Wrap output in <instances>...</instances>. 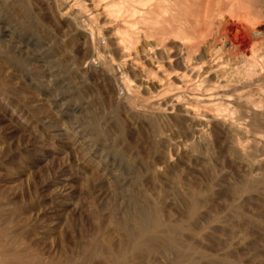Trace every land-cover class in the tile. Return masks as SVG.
Listing matches in <instances>:
<instances>
[{
	"label": "rangeland",
	"instance_id": "obj_1",
	"mask_svg": "<svg viewBox=\"0 0 264 264\" xmlns=\"http://www.w3.org/2000/svg\"><path fill=\"white\" fill-rule=\"evenodd\" d=\"M22 1L25 13L18 0H0V228L6 229V241L17 242L27 258L52 254L55 259L80 255L97 236L113 234L117 242L121 237L112 218L131 207L122 179L140 177L134 190L165 198L163 213L188 229L181 234L186 241L218 255L224 264H264V184L251 186L248 194L253 199L248 204L233 205L235 192L230 188L239 183L242 169L226 148L213 107L226 89L215 91L200 82L203 75L211 78L218 70L199 63L217 24L216 12L206 9L208 0L188 9L191 27L182 31L176 27L175 12L172 20L155 9L163 18L151 14L157 23L153 16H147L152 21L139 19L130 6L114 12L112 5L122 0ZM256 26L264 32L263 22ZM128 38L132 42L127 43ZM188 53L191 60H183ZM105 59H110V70H103ZM202 69L208 72L202 75ZM123 71L133 80L129 90ZM127 99H135L134 107ZM79 107L84 108L81 113ZM79 120L85 122L87 136L100 137L84 157L74 135ZM207 130L214 140L212 148L207 151L200 143L191 151L192 135L195 140ZM88 144L85 148L92 149ZM117 164L123 165L116 168ZM206 179L217 183L212 192ZM194 188L210 190L211 200V209L198 210L197 240L186 224L189 210L184 206L191 194L187 192ZM104 216L112 218L103 220ZM129 249L120 252L131 257ZM153 257L163 261L159 253ZM98 260L102 257L93 261ZM133 260L137 261L129 264Z\"/></svg>",
	"mask_w": 264,
	"mask_h": 264
},
{
	"label": "bare ground",
	"instance_id": "obj_2",
	"mask_svg": "<svg viewBox=\"0 0 264 264\" xmlns=\"http://www.w3.org/2000/svg\"><path fill=\"white\" fill-rule=\"evenodd\" d=\"M74 1H76V0H74ZM126 1L129 2V5H126L127 4ZM199 1L200 0H122L120 3H115L112 6L114 8L113 11L119 12V13L122 10L123 6H125L126 8H128L130 6L129 9H130V11L133 10V11H131V12H133V15L138 14L139 19H142L143 21H145V20L146 21H152L151 20L152 18L150 20H148L147 16L151 17L155 13H156L155 16L158 15L157 12L154 11L155 9H162L163 14L165 13L164 15H166V16L168 14V16L173 18L172 20L175 19V14L173 13V12H175L179 16V18H181V19H179L178 16H176L178 19H176V22H175L177 24V22L179 21L178 22L179 25H177L176 27L181 30L182 27H187V28L191 27V25H190L191 22L189 21L190 20L189 16H192V15H189V14H191L192 12L189 14H188V12L190 10H192L191 6L194 7V6L198 5ZM18 3L22 6L23 12L25 13L26 10H25V6L23 4V1L18 0ZM208 3L210 4V5H208V8H206V6L204 8H206L207 10L211 8L210 11L213 10L214 12H216L215 16L217 18V24H215L216 25L215 26L213 24L214 22L212 23L211 26H215V29H213L212 33L207 32L210 35H212L211 36L212 38L210 37L211 40L210 41L208 40L209 42L205 46V50H203L200 57L199 56L198 57H199V63L202 62V64L204 63L206 66L216 65V66H218V70L214 74L212 72L213 76L211 78L205 79V76L203 74H206L208 71L205 69H202L203 78L200 80V82L201 83H207L208 86H212L210 89L215 88L216 89L215 91H217V88H221V87H222V89L223 88L226 89V90H223L224 91L223 94L220 93L221 96H220V98L216 99L217 100L216 103H213V107H215L216 116L219 117L218 119H219L220 125L218 128H220L219 129L220 131L224 132V139L226 141V143H225L226 148L229 150L230 155L234 157L233 158L234 163L242 169L241 170L242 173L240 174L239 180L237 181L239 183H236L235 185H233L234 184L233 183L232 184L233 187L230 188V190L232 189L233 193L235 192V194H234L235 196L233 198V200H234L233 205H235L236 207L239 208L241 206L248 204L250 201H252L253 196L248 194V193H250L251 186H253L256 183L264 184V32L257 30V26H256V25H259L260 23L262 25V22L264 24V0H208L207 4ZM199 5H200V3H199ZM190 7H191V9H189ZM188 9H189V11H188ZM206 9H203V10H205V12H206L207 11ZM193 10H194V8H193ZM128 12H129V10H128ZM152 12H154V13H152ZM27 13H28V11H27ZM207 13H209V12H207ZM225 13L227 14V17H229L230 22L228 19H226ZM151 14H153V15H151ZM169 14H171L172 16ZM213 14H215V13H213ZM155 16H153V18H155L156 21H153V22L157 23L158 22L157 19L162 18V17H160L158 15L159 18L156 16L157 17V19H156ZM186 16H188L189 20L186 19ZM170 17H169V20L171 22ZM139 19H137V20L139 21ZM141 21H139V22L141 23ZM166 21H168V20L166 19ZM180 21H181V23H180ZM139 22H138V24H139ZM170 22H169V24H170ZM188 22H190V23H188ZM145 23L147 24V22H145ZM155 23H152V24H155ZM150 24H151V22H150ZM150 24H147V25H150ZM140 25H142V24H140ZM143 25H145V24H143ZM165 25H167V24L165 23ZM168 26H170V25H168ZM211 26L209 29H212ZM176 27H175V29H176ZM137 29H135V30H137ZM153 29H155V28H153ZM183 29H185V28H183ZM194 29H195V26H194ZM89 30H90V28H89ZM180 30H178V31L180 32ZM141 31H143V30H141ZM176 31H177V29H176ZM208 31H210V30H208ZM92 33H94V32L91 31V35H92ZM182 33H185V32H182ZM143 34H145V33H143ZM91 37H93V36H91ZM206 37H207V35H206ZM182 38H183V36H182ZM185 38H186V36H185ZM202 38H203V36H202ZM93 39H94V37H93ZM187 39H189V38H186V40ZM203 39L205 40V38H203ZM203 39H202V41H204ZM160 40H162V39H160ZM125 41L127 43H130L131 40L128 38ZM187 41H191V39L187 40ZM92 42H94V41H92ZM197 42H199V41H196L195 43H197ZM200 43H201V41H200ZM197 44H199V43H197ZM124 45H125V43H124ZM195 45H194V43L192 44V49H193V47H195ZM183 60H187V61L191 60L190 53H188L185 56V58H183ZM103 61H105V62H103V64H105L104 69H103L104 71L111 68L110 67V64H111L110 59L109 60L105 59ZM109 62H110V64H109ZM52 66H54V64H52ZM209 71H210V69H209ZM123 74H125V72ZM124 76H125L126 80H124V78H123V80L126 83L125 84L123 82L122 83L129 90L133 87V86H131V82L133 80L131 81L130 78H128L127 74H125ZM54 82H55V80H54ZM139 87H141V86H139ZM5 89L3 87L4 92H6ZM216 95H214V96H216ZM127 100L128 101H126V104H129L130 106H133L136 102V101L134 102L135 99L134 100L127 99ZM130 106H128V107H130ZM211 108H212V106H211ZM83 109H84L83 107H81V108L79 107V110L78 109L77 110H78V112L81 113ZM218 119L216 118L215 120H218ZM82 120H79V122H77V128H76L77 130L75 131L74 135L77 136L76 140H77V143L80 147L79 150L81 149L80 150V152H81L80 154L82 155L81 157H84L86 154H88L87 153L88 150L89 151L93 150L94 147L92 145H95V144L97 145L96 140H98L100 137L97 139V136L95 133H94L95 136H93V133H92V136L91 135L87 136L88 133L86 134L85 129H84L85 122H83ZM92 122H94V121H92ZM91 124H93V123H91ZM210 125H212V124H210ZM210 125H209V127H210ZM206 126H207V123H206ZM86 127H87V125H86ZM94 129H97V128H94ZM201 133L202 134H199L198 137L196 136L197 139H195V140H194V135H192L193 139H192L191 146H190L191 151L194 150V147H197L198 144L200 145V143L203 144L204 148L207 151L210 147L212 148L214 140H213V138H211L212 137L211 131L207 130L206 132H201ZM198 138H199V140H198ZM87 142L89 143L87 145L88 147L92 146V149L90 148L91 150L88 149L87 147H86L87 149L85 148ZM106 160H103V161H106ZM107 163H108V161H107ZM96 165L98 166V164H96ZM112 165L115 166V163H113V161H112ZM117 165L118 166L116 168L120 167V165H123V164H117ZM210 166H211V164H210ZM212 167H210V168L215 169L214 167L213 168ZM238 167H236V168H238ZM153 168H155V167H153ZM113 170H116V169H113ZM114 172L116 173L117 171H114ZM209 172H210V170H209ZM209 172L207 174H209L208 176L210 177L211 176L210 173H212V172H210V173ZM215 172H217V170ZM119 173H120V171H119ZM154 173H156V172H154ZM218 175H219V173H218ZM220 175H221V173H220ZM164 176H167V175H164ZM208 176H207V178H208ZM134 177H136V176H134ZM222 177H224V176H222ZM139 178L137 177L136 180H134L135 178H133V179L131 178L132 181H129L130 178H128V177L127 178L123 177V179L121 178L123 185H126V188H125L126 190L125 189L124 190L127 192V196L125 197V199L127 201V205H129L128 208L131 206L130 209H124L123 211L121 209L122 212L119 214H117V212H116L117 215H114L113 216L114 218L105 217L106 215L104 214L105 216L103 217V220L105 218L108 220L109 219L111 220V218L113 219L114 224L112 222H110V224L112 223L113 225H115V227L114 226L113 227L115 228L117 235H119L121 237V238H119V240L117 239L118 241L116 240L117 242H115L113 240L112 237H114V236H112L113 234L111 233L113 231H111L110 233L112 235H106L105 234V236L103 238H98V236L92 238L88 242V244H86V246L84 247L83 252H81L80 255L75 256V257L72 255L73 257H71V258L66 257V258H62V259L61 258L55 259V258H53L54 255H52V254H51V256H49V255L46 256L45 258L43 256H39L36 254V255L31 256V257L28 256V258H27L26 255L24 256L22 254L24 252H21V250L18 248V245L16 244L17 242H14L11 244V243H8L6 241V238H7L6 237L7 232L5 231L6 229L4 228L5 229L4 230V229H2L3 227H1L0 228V257L2 258L3 264H4V262L6 264H129L132 259H137V261L134 262V260H133V262H131V264H141L142 261L145 262L147 260H149V262H147L149 264H224V263H222L223 261L222 262L220 261L222 259L217 258L218 255L216 257L215 256L216 254L205 253L206 251L199 249L197 246L194 245L193 242L186 241L184 238H182L181 234L183 233L184 230H188V229L183 227L182 222H177V220H179V219H177V220L174 219V220H176V221H174V220H172L173 218H169V216L167 217L163 213L164 211L162 209L165 207L166 202H167V200L165 198L164 199H162L160 197L159 198H156V197L152 198L151 196H147L146 192H143V194H138L141 192H137L134 190V188H136L134 183L137 180H139ZM152 178H153V176H152ZM212 178H213V176H212ZM114 179H115V177H114ZM156 179H157V177H156ZM177 179H178V177H177ZM206 180H209V179H206ZM224 180H225V178H224ZM179 181H181L180 178H179ZM220 181H222V180H220ZM210 182L211 183L207 182V184H209L210 189L213 186L217 185V183H216V185L212 184L214 181L213 182L210 181ZM160 183H162V182H160ZM121 185H120V188H121ZM206 185L204 187H206ZM143 186H145V185H143ZM173 186L175 187V185H173ZM178 186H182V185H178ZM146 187H145V189H146ZM256 187H254V188H256ZM180 188H182V187H180ZM254 188H252V189H254ZM145 189H143V190L145 191ZM174 189H176V187ZM143 190H140V191H143ZM182 190H183V188H182ZM208 191H210V190H208L207 188L205 190L199 189V188L198 189L194 188L190 192H187V193H191L190 195L188 194L189 198H187L185 200V198L182 197V199L184 198V200H185V201L183 200L184 206L188 207V210H189V217L187 219V223L185 222L189 226H194L195 224H197V221H198L197 215H198V210L200 208L211 209L210 208L211 207V205H210L211 200L207 198V196L210 194V192H208ZM211 192H212V189H211ZM213 192H215V191H213ZM244 192H246V193H244ZM183 193L184 192H182V194ZM161 194H162V192H161ZM116 196H118V195H116ZM213 197H215V196H213ZM231 200H232V198H231ZM107 211H109V210H107ZM110 211H112V208ZM166 212H168V211L166 210ZM203 212L204 211H202V213ZM243 216H241V217H243ZM246 217H247V215H246ZM203 218L202 219L200 218V219L203 220ZM208 219H210V218L208 217ZM96 220H98V219H96ZM216 221H217V218H216ZM97 222H100V221H97ZM105 222L107 223V221H104L103 223H105ZM99 225H100V223H99ZM200 225L201 224H199L198 226H200ZM189 226H188V228L191 229V233L196 238V240L199 237L201 238V236H200L201 235V229L199 227L197 228V225H195L196 227H193V228H191ZM96 227H98V226H96ZM100 227H101V225H100ZM104 228H107V227H105V225H104ZM116 232H115V234H116ZM104 233H105V231H104ZM184 233H185V231H184ZM98 235H99V233H98ZM185 235H187V234H185ZM188 238L191 240L190 237H188ZM13 240L15 241V239H13ZM128 248H130L129 251L131 253V257H128L126 254H124V252L123 253L120 252V249H128ZM155 253H157V255L159 253L161 255V257L163 258V261L157 260L158 258L153 257ZM23 256L26 257L27 259L24 260ZM7 257H8V259H7ZM41 257H43V258H41ZM97 257L100 259L102 257V260H98L97 262L93 261L95 258L97 259ZM1 258H0V260H1ZM227 263L229 264V262H227ZM0 264H1V262H0Z\"/></svg>",
	"mask_w": 264,
	"mask_h": 264
},
{
	"label": "built area",
	"instance_id": "obj_3",
	"mask_svg": "<svg viewBox=\"0 0 264 264\" xmlns=\"http://www.w3.org/2000/svg\"><path fill=\"white\" fill-rule=\"evenodd\" d=\"M123 92H124V90H123L122 88H120V89L118 90V93H119V94H123Z\"/></svg>",
	"mask_w": 264,
	"mask_h": 264
}]
</instances>
